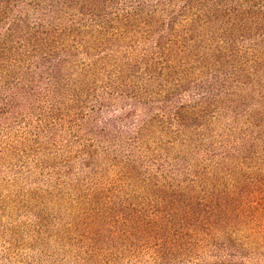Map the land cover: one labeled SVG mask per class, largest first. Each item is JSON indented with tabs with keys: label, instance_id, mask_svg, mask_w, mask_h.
<instances>
[{
	"label": "trees",
	"instance_id": "obj_1",
	"mask_svg": "<svg viewBox=\"0 0 264 264\" xmlns=\"http://www.w3.org/2000/svg\"><path fill=\"white\" fill-rule=\"evenodd\" d=\"M0 264H264V0H0Z\"/></svg>",
	"mask_w": 264,
	"mask_h": 264
}]
</instances>
